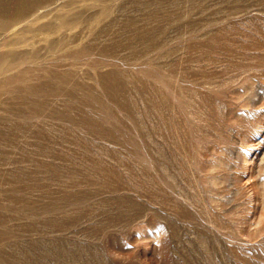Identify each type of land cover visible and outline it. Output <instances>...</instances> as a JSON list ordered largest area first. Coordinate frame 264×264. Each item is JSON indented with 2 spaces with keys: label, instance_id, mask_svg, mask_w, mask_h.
<instances>
[{
  "label": "rangeland",
  "instance_id": "374dc122",
  "mask_svg": "<svg viewBox=\"0 0 264 264\" xmlns=\"http://www.w3.org/2000/svg\"><path fill=\"white\" fill-rule=\"evenodd\" d=\"M35 1L0 29V264H264V0Z\"/></svg>",
  "mask_w": 264,
  "mask_h": 264
},
{
  "label": "bare ground",
  "instance_id": "6f19581e",
  "mask_svg": "<svg viewBox=\"0 0 264 264\" xmlns=\"http://www.w3.org/2000/svg\"><path fill=\"white\" fill-rule=\"evenodd\" d=\"M34 1L35 0H0V29L11 25L10 23L12 22V20H16L17 18H21L22 16V18L26 17L28 12L33 7H35Z\"/></svg>",
  "mask_w": 264,
  "mask_h": 264
}]
</instances>
